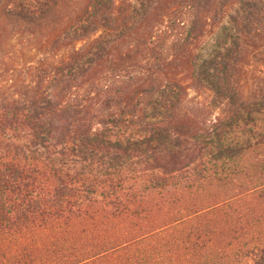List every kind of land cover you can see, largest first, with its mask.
<instances>
[{
	"label": "trees",
	"instance_id": "16d2710c",
	"mask_svg": "<svg viewBox=\"0 0 264 264\" xmlns=\"http://www.w3.org/2000/svg\"><path fill=\"white\" fill-rule=\"evenodd\" d=\"M0 264H264V0H0Z\"/></svg>",
	"mask_w": 264,
	"mask_h": 264
},
{
	"label": "rangeland",
	"instance_id": "374dc122",
	"mask_svg": "<svg viewBox=\"0 0 264 264\" xmlns=\"http://www.w3.org/2000/svg\"><path fill=\"white\" fill-rule=\"evenodd\" d=\"M8 49L12 51L8 52L7 57H11L16 61H24L31 57H36V54L38 53V46L37 44H34V41L31 42L26 36L21 37L19 35L12 36ZM212 197L213 195L210 194L204 199L205 201H209L207 199H212ZM202 201L204 200H199L201 204L203 203Z\"/></svg>",
	"mask_w": 264,
	"mask_h": 264
}]
</instances>
